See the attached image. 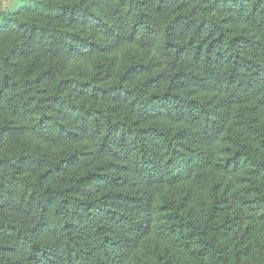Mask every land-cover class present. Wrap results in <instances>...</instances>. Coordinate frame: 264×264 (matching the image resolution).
Here are the masks:
<instances>
[{"label":"trees","instance_id":"16d2710c","mask_svg":"<svg viewBox=\"0 0 264 264\" xmlns=\"http://www.w3.org/2000/svg\"><path fill=\"white\" fill-rule=\"evenodd\" d=\"M0 264H264V0H0Z\"/></svg>","mask_w":264,"mask_h":264},{"label":"rangeland","instance_id":"374dc122","mask_svg":"<svg viewBox=\"0 0 264 264\" xmlns=\"http://www.w3.org/2000/svg\"><path fill=\"white\" fill-rule=\"evenodd\" d=\"M23 3H25V0H2V6L5 9H7V7L9 9H15L17 6Z\"/></svg>","mask_w":264,"mask_h":264},{"label":"crops","instance_id":"0c3cea01","mask_svg":"<svg viewBox=\"0 0 264 264\" xmlns=\"http://www.w3.org/2000/svg\"><path fill=\"white\" fill-rule=\"evenodd\" d=\"M8 8V7H7ZM9 9V8H8Z\"/></svg>","mask_w":264,"mask_h":264}]
</instances>
